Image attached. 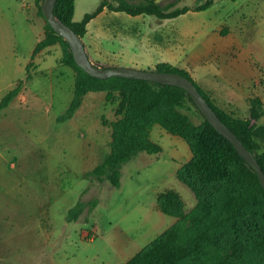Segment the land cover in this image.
Segmentation results:
<instances>
[{
  "label": "rangeland",
  "instance_id": "rangeland-1",
  "mask_svg": "<svg viewBox=\"0 0 264 264\" xmlns=\"http://www.w3.org/2000/svg\"><path fill=\"white\" fill-rule=\"evenodd\" d=\"M43 1L0 0V102L20 85L0 110V264H127L171 228L192 250L186 264H219L221 257L231 264H264L263 218L251 216L260 221L235 229L222 212L226 186L206 194L179 177L193 156L183 136L156 122L125 134L123 125L134 114L129 95L119 89L125 82L88 79L61 41L37 49L52 32L40 11ZM101 1L76 0V15L94 11ZM204 1L180 0L178 6ZM117 14L109 17L111 28L135 34L138 55L159 30L186 54L180 68L192 77L198 66L190 56L212 46L210 74L197 83L225 111L245 118L251 98L264 103V0H215L204 10L165 19ZM204 31L209 34L202 36ZM217 37L220 43L213 45ZM105 45L121 48L119 41ZM82 79L88 82L79 90ZM176 111L187 125L204 119L189 99ZM110 153L119 185L110 175L103 181L88 175ZM170 191L180 197V208L171 206ZM77 205L81 211L69 219Z\"/></svg>",
  "mask_w": 264,
  "mask_h": 264
},
{
  "label": "trees",
  "instance_id": "trees-1",
  "mask_svg": "<svg viewBox=\"0 0 264 264\" xmlns=\"http://www.w3.org/2000/svg\"><path fill=\"white\" fill-rule=\"evenodd\" d=\"M179 2L180 0H117V4H115L110 0H102L94 11L86 12L84 17L77 21L74 20L76 0H57L55 12L84 38L89 21L105 7L110 10L125 11L132 15L154 14L159 18H172L192 9L204 10L210 7L215 0H205L196 7L190 5L178 6ZM40 11L43 13L42 5H40ZM50 26L52 29L51 34L38 43L37 49L61 41L66 48L67 58L84 72L88 79L109 82H112L110 80L119 79L125 82V85H128L119 88L120 91H125L129 95L131 102L127 105L134 106L133 117L123 125L125 134L142 131L149 124L152 125L156 122L170 128L173 133L183 136L189 143L193 156L179 170L181 180L190 184L197 191L206 194H210L216 187L226 186L222 212L224 219L235 229H239L246 220H257L251 216L263 218L261 222L264 223V187L257 171L239 153L232 141L211 124L185 88L147 79L121 76L99 78L93 76L76 62L70 44L63 35L56 32L51 24ZM154 69L180 72L193 79L222 120L256 155L264 170V123L261 122L264 116V103L259 98L250 99L249 115L240 118L214 103L187 70L167 62L157 64ZM87 82V79H82L78 85L79 90L85 87ZM19 91L20 85L11 89L1 100L0 110L9 106ZM118 96L122 97V94L120 93ZM184 99L194 102L202 113L204 119L199 125H187L185 118L176 111V107ZM119 107H121L120 104ZM64 116H70V111H67ZM114 155V153L108 154L102 163L88 172V175L101 181L110 175L112 181L119 185L120 171L113 168ZM112 169L114 170L110 173ZM167 194L171 206L180 208V197L172 191ZM161 199L160 204L163 210L171 213L166 203L161 202ZM96 200L93 202L94 205ZM80 211L79 205L72 207L69 211V219L71 216H77ZM72 213L73 215H71ZM257 221H260V219ZM172 231L171 228L157 236L150 244L138 251L127 264H186L192 256V250L186 241L181 240ZM219 264L231 263L226 258L221 257Z\"/></svg>",
  "mask_w": 264,
  "mask_h": 264
},
{
  "label": "crops",
  "instance_id": "crops-1",
  "mask_svg": "<svg viewBox=\"0 0 264 264\" xmlns=\"http://www.w3.org/2000/svg\"><path fill=\"white\" fill-rule=\"evenodd\" d=\"M76 12V10H75ZM118 11L110 10L105 7L96 17L91 19L87 25V33L83 38L86 45L87 52L90 58L96 63L100 64H113V65H130L140 68H151L154 69L157 64L162 62L170 63L174 66L183 67L186 60V54L175 50L169 43V38H165L163 35H159V30L152 33L149 38L148 46L149 49L143 54L138 55L133 49L132 45L135 41V34L131 32H123L118 30L117 33L111 28L109 17L118 15ZM84 17V16H83ZM83 17L74 14V20L80 21ZM165 19V18H161ZM220 29L215 30V33L219 34L220 38L223 39L225 44L226 36L221 34ZM208 31H204L203 35H208ZM217 39L215 42L220 43ZM106 41H119L121 48L119 50L112 49L105 45ZM154 47L156 49H154ZM213 51L212 46H203L199 51L190 56L193 58V64L198 66L197 75H193L197 81V77L203 78L210 74L211 70H207V65L212 67L211 64L206 63L211 56Z\"/></svg>",
  "mask_w": 264,
  "mask_h": 264
},
{
  "label": "water",
  "instance_id": "water-1",
  "mask_svg": "<svg viewBox=\"0 0 264 264\" xmlns=\"http://www.w3.org/2000/svg\"><path fill=\"white\" fill-rule=\"evenodd\" d=\"M56 2L57 0H44L42 3V12L55 31L63 35L69 42L76 62L85 71L99 78H109L113 76L139 78L160 83L174 84L185 88L211 124L230 139L239 153L254 167L264 187V170L258 158L243 143L240 137L222 120L193 79L176 71H161L127 65L102 66L95 63L87 52L83 38L55 12Z\"/></svg>",
  "mask_w": 264,
  "mask_h": 264
}]
</instances>
